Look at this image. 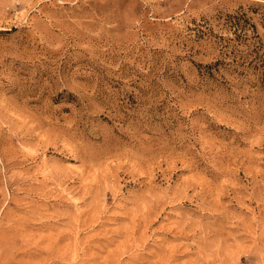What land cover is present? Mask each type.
<instances>
[{
  "label": "rangeland",
  "instance_id": "obj_1",
  "mask_svg": "<svg viewBox=\"0 0 264 264\" xmlns=\"http://www.w3.org/2000/svg\"><path fill=\"white\" fill-rule=\"evenodd\" d=\"M0 264H264V0H0Z\"/></svg>",
  "mask_w": 264,
  "mask_h": 264
}]
</instances>
